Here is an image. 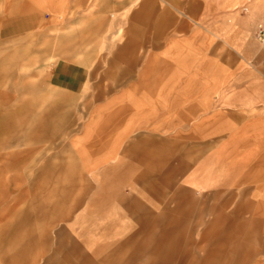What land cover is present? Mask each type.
<instances>
[{
  "label": "crops",
  "instance_id": "obj_1",
  "mask_svg": "<svg viewBox=\"0 0 264 264\" xmlns=\"http://www.w3.org/2000/svg\"><path fill=\"white\" fill-rule=\"evenodd\" d=\"M162 1H136L130 30L124 41L112 47L111 57L104 60L107 67L103 66V59L87 62L61 59L53 64L49 81L58 90L81 93L89 82H98L99 74L106 72V81L112 83H97L96 87L128 88L135 97L129 103L140 106L128 113L131 122L123 123L121 119L113 127H109V122L104 125L103 114L97 113L86 125L84 137L66 149L67 154L48 161L39 170L30 186V202L18 208L13 206L8 220L0 227L2 262L28 264L26 249L37 246L44 250L54 247L47 256V264H146L147 245L157 242L155 232H150L143 242L134 238L142 232L139 231L132 238L109 242L110 245L101 241L102 246H90L92 226L103 236L117 224L111 208L105 209L113 200L114 192L109 185L114 180L108 177L105 182L100 176L108 175L109 171L114 175L126 174L131 169L125 163L126 158L137 160L151 170L150 190L163 198L169 194L176 177L187 173L190 162L199 160L213 148L212 139L222 135L256 137L248 141L253 148L251 152L255 153L253 167L230 166L221 170L219 166L208 165L207 172L193 167L191 189L211 192L213 198L216 195L219 198L222 193L225 206L239 200L232 213L240 217L241 225L244 219L247 221L246 217L264 216V164L258 165L264 163V48L254 37L255 20L230 13L231 0ZM89 3L90 0H0V41L34 33L45 25L55 26L60 18L89 7ZM111 4L101 0V13ZM36 90L33 84L30 88L33 96ZM233 108L240 109L239 113L233 112ZM14 115H6L0 122V127L8 133L2 145L6 149L51 145L74 122L73 109L58 106L45 112L32 106L20 116ZM237 119L239 133L233 132V120ZM146 123L147 136L125 140L135 128ZM36 147L25 154L8 152L6 159L12 154L13 160L27 156L23 169L31 170L43 151ZM183 151L188 154L179 155L176 163L177 153ZM108 160L117 161L118 166L93 176L97 182L92 185L87 179L88 172ZM11 161L4 164L3 172L13 171ZM89 163L95 166L89 167ZM204 173L214 178L213 182H201ZM157 174L161 177L158 181ZM22 178L17 171L12 179L2 176L0 183L12 189ZM147 178L143 173L137 179L145 190ZM89 195L83 212L75 215ZM121 200L128 212L136 214L142 230L161 224L158 219H149L147 213L139 214L126 198ZM190 228L186 232L191 235ZM90 247L92 253L88 254ZM108 247L105 253H100ZM260 247L251 264H264V241ZM219 253L223 256H218L214 249L203 262L198 258L192 260L197 264L236 263L233 251L228 253L223 249ZM170 255L160 251L153 259L159 262L152 264H161ZM249 255L246 253L245 261L241 262L246 263Z\"/></svg>",
  "mask_w": 264,
  "mask_h": 264
},
{
  "label": "rangeland",
  "instance_id": "obj_2",
  "mask_svg": "<svg viewBox=\"0 0 264 264\" xmlns=\"http://www.w3.org/2000/svg\"><path fill=\"white\" fill-rule=\"evenodd\" d=\"M100 1L90 0L89 7L76 9L67 17L60 18L55 26L45 25L34 33L24 34L16 39L0 41V122L3 121L6 115L15 114L14 116H20L23 111L32 106L39 112H45L49 107L71 108L74 117L73 125L66 129L63 135L51 145L44 143L33 146L19 145L15 149L3 148L2 145L8 133L0 127V179L5 175L12 179L17 171L18 174L23 176L12 189L6 188L3 183H0V227L8 220L13 211L11 209L13 206L18 208L30 202L32 198L30 186L37 179L39 170L48 161H53L56 157L67 154L66 149L69 148L72 142L84 137L86 125L91 118L100 112L104 116L103 124L109 122V127H113L114 125L117 126L121 119L123 123L131 122V119H127L128 113L140 106L129 103L135 97H133L134 93L130 92L131 90L128 88L96 87L97 83L106 85L112 83L111 80L106 81V72L100 73L98 82L95 80L89 82L85 90L78 94L58 90L50 84V71L53 64L58 60L69 59L77 62H87L103 59V66L107 67L108 64L104 65V60L111 57L112 47L124 41V37L130 30V18L138 0H104V3H112L111 7L103 10L104 13H101ZM231 1L233 3L229 9L230 13L252 17L255 20L254 27L264 17V0ZM193 7L197 6L193 5ZM184 12H186V9H184ZM254 37L264 48L255 36V29ZM102 76L104 80L100 81ZM33 84L37 87L34 96L30 92ZM21 107H23V110ZM232 111L239 113L240 109L233 108ZM105 119L107 120L105 121ZM233 123V132L239 133L240 120H233ZM110 132L111 130L108 131V133ZM140 136H147V123L137 129L135 128L125 140ZM255 138V136L240 134L214 137L212 139L213 148L204 152L199 160L190 162L187 173L176 177L169 194L163 198L150 190L149 173L151 170L137 160L132 162L126 158L125 163L131 165L128 173L114 175V173H111L112 171H109L108 175L100 176L105 182L108 177H112V180H114L112 186L108 184L114 192L113 200L105 206V209L111 208L113 215L117 217V224L110 233H105L103 236L101 232L94 231L96 227L92 226V231H89L90 246L93 248L96 245L102 246L103 242L101 243V241H105L104 243L110 245L113 241H121L128 237L132 238V235L137 234L139 231L142 232L134 238L139 242H143L147 240L150 232H155L157 242L147 245L146 264L158 263L159 261H153V259L160 251L171 253L170 257L165 258L164 262H160L161 264H197V262L195 263L196 258L203 262L214 249L217 255L221 257L223 255L219 252L223 249L228 253L233 251L237 260L235 264H251L250 262L254 260L253 257L261 251L260 246L264 241V216L246 217L247 221L244 219L245 221L241 225L240 217L232 213L238 206L239 200H233L225 206L222 193L219 198L217 195L216 198H213L211 192L202 191L201 189L192 190L191 184L193 181L190 173L193 167L200 168L201 172H207L208 165L217 168L219 166L221 170H225L230 166L247 168L250 165V167H253L252 156L255 153L251 152L253 148L250 144L248 145V141H253ZM184 139L186 140L187 137H184ZM123 144L121 147H123ZM225 144H227L226 150L224 149ZM34 146L43 151H41L42 155L33 169H23L27 156L16 160L11 158L14 157L12 156L14 153L25 154L27 150L29 151ZM11 151H13V154L7 156L6 159V153L8 154ZM119 153L113 154L117 156ZM187 154L186 151L177 153L176 163L179 161V155L186 156ZM209 155H214V158L209 159ZM10 161L12 162L10 166H12L11 170L13 171L3 172L2 167ZM261 164L264 163H258L263 167L264 165ZM88 165L89 167L95 166L93 163ZM117 166V161L108 160L98 168L90 170L87 179L92 185H95L97 181L93 176L107 168ZM19 168L22 169L19 170ZM164 170L166 172V169ZM143 173L148 176L147 190L143 189L142 184L137 182L138 176ZM200 178L203 183H211L214 179L206 176V173L201 175ZM155 179L160 180V175L157 174ZM162 180H165V176H162ZM126 185L130 186L125 187ZM89 197L90 195L83 200V205L78 208L75 215L83 212ZM123 197L133 207L137 208L135 209L139 214L147 213L149 219H158L161 224L152 225L150 228L148 227L149 229L147 228L148 230L145 228L142 230L137 220L138 217L135 216L136 214L125 209V202L121 200ZM255 202V200L252 201L253 204ZM258 203H261V201H258ZM199 211H202L200 215L198 214ZM61 224V226L64 225V223ZM189 226H191V235L186 232ZM20 235H22V231H20ZM92 247L88 248V254L92 253ZM109 248H105L100 253H105ZM53 251L54 247L44 250L32 246L26 249V261L29 262L28 264H47V256L52 254ZM246 253L250 254L247 262H241ZM96 259L94 261H97ZM0 264L6 263L0 259ZM133 264L141 263L133 262Z\"/></svg>",
  "mask_w": 264,
  "mask_h": 264
},
{
  "label": "built area",
  "instance_id": "obj_3",
  "mask_svg": "<svg viewBox=\"0 0 264 264\" xmlns=\"http://www.w3.org/2000/svg\"><path fill=\"white\" fill-rule=\"evenodd\" d=\"M255 36L257 40L264 46V17L256 24Z\"/></svg>",
  "mask_w": 264,
  "mask_h": 264
}]
</instances>
